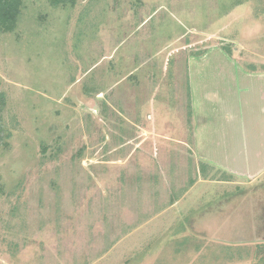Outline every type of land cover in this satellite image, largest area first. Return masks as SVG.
<instances>
[{"label": "rangeland", "instance_id": "1", "mask_svg": "<svg viewBox=\"0 0 264 264\" xmlns=\"http://www.w3.org/2000/svg\"><path fill=\"white\" fill-rule=\"evenodd\" d=\"M211 47L263 71L264 0H22L0 34V264H264V173L192 154L186 62Z\"/></svg>", "mask_w": 264, "mask_h": 264}, {"label": "crops", "instance_id": "2", "mask_svg": "<svg viewBox=\"0 0 264 264\" xmlns=\"http://www.w3.org/2000/svg\"><path fill=\"white\" fill-rule=\"evenodd\" d=\"M186 67L194 161L240 182L262 177L264 70L246 71L216 47L191 54Z\"/></svg>", "mask_w": 264, "mask_h": 264}, {"label": "trees", "instance_id": "3", "mask_svg": "<svg viewBox=\"0 0 264 264\" xmlns=\"http://www.w3.org/2000/svg\"><path fill=\"white\" fill-rule=\"evenodd\" d=\"M52 6L66 7L75 5L76 0H49ZM22 9V0H0V34L11 33L16 29L18 18ZM227 54L229 52L226 51ZM201 53H198V55ZM2 109V101L0 100V112ZM2 128L0 126V139ZM229 180V179H228ZM227 180V181H228ZM263 246H259L261 249ZM260 251V250H259ZM260 256V257H259ZM259 257V258H258ZM256 259L264 261V252L257 254Z\"/></svg>", "mask_w": 264, "mask_h": 264}]
</instances>
